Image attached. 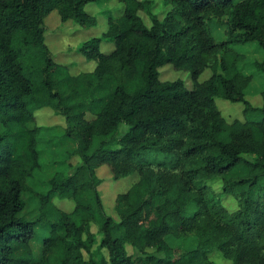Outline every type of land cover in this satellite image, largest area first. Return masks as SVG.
Segmentation results:
<instances>
[{"label":"trees","instance_id":"1","mask_svg":"<svg viewBox=\"0 0 264 264\" xmlns=\"http://www.w3.org/2000/svg\"><path fill=\"white\" fill-rule=\"evenodd\" d=\"M91 4L107 28L77 48L90 70L72 73L74 63L56 62L46 43V20L57 11L62 23L95 29ZM161 4L162 16L154 0H0V264H215L213 254L264 264V91L254 106L245 55L232 48L256 44L264 53V0ZM214 20L226 26L222 42L210 31ZM167 66L189 73L192 87L162 81ZM254 66L264 73V60ZM220 100L242 104L243 120L229 121ZM43 110L65 120L76 149L73 174L56 173L40 193L28 184L41 167L39 135L58 127L38 124ZM104 168L114 182L138 177L115 199L118 219L99 190ZM31 205L29 221L21 215ZM39 228L46 235L37 261ZM189 235L195 249L167 242Z\"/></svg>","mask_w":264,"mask_h":264},{"label":"rangeland","instance_id":"2","mask_svg":"<svg viewBox=\"0 0 264 264\" xmlns=\"http://www.w3.org/2000/svg\"><path fill=\"white\" fill-rule=\"evenodd\" d=\"M154 1L157 4L156 7L160 8L158 11L162 16L167 9L164 11V8L160 7L162 6V0ZM107 7L108 6H102V9H106ZM87 10H90L91 13H95L98 16L100 15V24L95 29L84 30L73 21L62 23L57 11L53 12L46 20L48 28L46 43L53 52L56 62L74 63L71 68L72 73L88 72V70H90L89 67L91 64L88 66L87 63H85V58L77 53V48L81 43L93 37H100L107 28L106 21L101 16V11H99L97 6L92 4L88 5ZM142 17L148 25L151 24L147 15L142 14ZM209 27L216 42H222L227 39L225 36L226 26L219 23L217 20H214L209 23ZM105 45L106 44H104L102 48L103 52L107 53L111 47H107ZM111 46L112 49H114L113 45ZM232 48L236 52L245 55V62L240 65L241 71L245 75H251L253 77V81L246 90V93L254 106H261L262 99L260 97V93L264 91V73L258 71L255 68L254 63L262 62L264 60V53L256 44L236 45L232 46ZM161 72L162 81H175L176 79H183L188 87H192V82L188 78L189 73L176 72L171 66H167ZM209 76L210 72L206 71L201 76L200 81L206 80ZM217 104L229 121H233L235 118L243 120L242 104H234L225 100H220ZM37 122L39 125L46 128L58 126L54 129H45L40 133L38 151L40 153L41 167L36 172L34 178L28 181L30 187H32L35 191L45 193L49 188L47 184L48 180L56 173H64L68 175L73 174L74 171L68 164V157L76 149V143L69 139L65 134V120L62 117L55 115L51 110H43L39 112L37 115ZM127 130L128 127L122 125L120 127V134H124ZM1 131L2 129L0 127V132ZM79 163V158L71 160V164L74 166H77ZM98 176L103 179V183L99 190L102 195L106 211L109 215L118 219L114 212L115 199L119 193H123L136 183L138 177L131 176L118 182H114L112 180V175L107 168H104L103 171L102 169L98 171ZM215 188L218 189L219 186L217 185ZM224 203L230 211H235L238 208L237 202L233 198H226ZM55 204L65 212H71L74 208V203L70 201H60L56 199ZM36 210L37 207L31 205L24 211L21 217L29 221L33 220L36 216V214H34L36 213ZM93 231H96L95 227L93 228ZM45 235V230L43 228H39L38 237L32 242V247L37 261L43 258L42 238ZM167 242L173 248L180 247L189 250L195 249L198 243L197 238L194 235L182 238L169 236L167 238ZM127 250L128 253L135 258L140 256V254L131 247H128ZM147 253L155 254L161 257L163 256L154 248L148 249ZM211 259L215 262V264H231V262L225 260L220 254H213Z\"/></svg>","mask_w":264,"mask_h":264}]
</instances>
